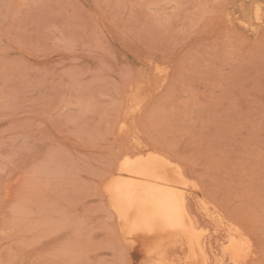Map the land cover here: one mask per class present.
Segmentation results:
<instances>
[{
    "label": "rangeland",
    "instance_id": "rangeland-1",
    "mask_svg": "<svg viewBox=\"0 0 264 264\" xmlns=\"http://www.w3.org/2000/svg\"><path fill=\"white\" fill-rule=\"evenodd\" d=\"M136 153L264 264V0H0V264H142L106 191Z\"/></svg>",
    "mask_w": 264,
    "mask_h": 264
},
{
    "label": "bare ground",
    "instance_id": "bare-ground-1",
    "mask_svg": "<svg viewBox=\"0 0 264 264\" xmlns=\"http://www.w3.org/2000/svg\"><path fill=\"white\" fill-rule=\"evenodd\" d=\"M185 176L161 154L136 153L121 160L106 191L121 234L138 262L218 264L211 257V243L190 210L187 194L195 193L208 211L212 206L197 184ZM230 241L226 253L234 263H245L247 259L241 261L247 252L242 236ZM174 246L180 248L182 256L171 260L169 250Z\"/></svg>",
    "mask_w": 264,
    "mask_h": 264
}]
</instances>
